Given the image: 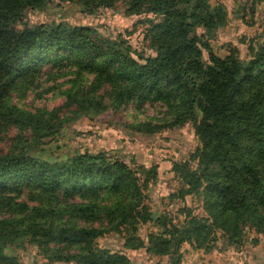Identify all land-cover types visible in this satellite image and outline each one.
<instances>
[{"label": "trees", "instance_id": "16d2710c", "mask_svg": "<svg viewBox=\"0 0 264 264\" xmlns=\"http://www.w3.org/2000/svg\"><path fill=\"white\" fill-rule=\"evenodd\" d=\"M51 1L0 0V138L16 131L8 150H0V264H22L8 251L27 246L65 264H131L128 253L141 250L182 264L186 244L211 253L223 240L242 252L248 233L258 246L264 42L250 44L245 59L235 50L217 56L210 38L227 25L218 1L60 0L90 15L119 3L127 17L147 15L144 42L152 54L144 55L122 36L105 39L89 26L23 22L27 10L42 11ZM60 79L61 107L32 112L14 103L42 81ZM147 104L158 106L161 117L122 125L125 133L150 138L190 124L198 140L188 160L172 165L182 187L171 198H198L202 214L183 207L179 225L155 217L147 203L156 165L135 170L103 152L54 162L36 155L68 122ZM148 224L158 231L144 239L140 230ZM108 236L120 238L119 249L105 243Z\"/></svg>", "mask_w": 264, "mask_h": 264}, {"label": "rangeland", "instance_id": "374dc122", "mask_svg": "<svg viewBox=\"0 0 264 264\" xmlns=\"http://www.w3.org/2000/svg\"><path fill=\"white\" fill-rule=\"evenodd\" d=\"M217 1L225 6L227 25L210 38V45L214 53L221 58L235 50L245 59L250 44L264 42V1L212 0L213 3ZM125 11L124 3H119L112 9H100L90 15L74 3L52 0L42 11L27 10L23 22L29 25L65 23L89 26L105 39L116 40L122 36L136 51L151 55L144 42V22L148 16L127 17ZM63 83V79L54 82L42 81L41 87L29 92L23 99L15 97L14 103L32 112L38 109L52 111L64 103L59 91ZM160 117L159 107L150 104L140 110L131 107L119 111L109 109L98 117L68 122L58 136L46 139L45 144L38 146L36 155L54 162L84 152H103L111 158L122 160L135 170L141 166L149 168L156 165L158 181L145 191L147 203L155 217L167 216L179 225L184 221V215L181 213L183 207L191 208L196 215L202 214L203 204L198 198L187 197L184 202L171 198L182 187L180 179L171 171L173 163L188 160L198 146L193 126L188 124L181 129L165 131L150 138L132 131L133 134L130 135V130L125 133L121 128L122 125L128 126ZM15 136L16 131H12L0 138V150L6 152L13 144ZM157 231L156 226L148 224L141 228L140 236L146 239L148 234ZM248 235L249 245L242 251L243 255L252 256L256 252L260 259H264V238L260 237L261 243L254 246V234ZM104 241L114 250L122 245L120 238L115 236H108ZM218 245L224 247L226 244L221 240ZM8 252L11 256H18L22 264H65L50 262L31 246H27L24 251L14 249Z\"/></svg>", "mask_w": 264, "mask_h": 264}, {"label": "crops", "instance_id": "0c3cea01", "mask_svg": "<svg viewBox=\"0 0 264 264\" xmlns=\"http://www.w3.org/2000/svg\"><path fill=\"white\" fill-rule=\"evenodd\" d=\"M182 264H263L264 259L253 253V255H243L241 252L235 251L233 248L218 247L211 253H205L200 250L192 249L188 244L183 246ZM131 264H167L168 258L152 259L145 250L128 253Z\"/></svg>", "mask_w": 264, "mask_h": 264}]
</instances>
